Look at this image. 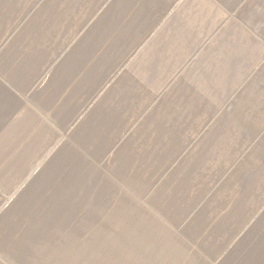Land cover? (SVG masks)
I'll use <instances>...</instances> for the list:
<instances>
[{
  "label": "crops",
  "instance_id": "crops-1",
  "mask_svg": "<svg viewBox=\"0 0 264 264\" xmlns=\"http://www.w3.org/2000/svg\"><path fill=\"white\" fill-rule=\"evenodd\" d=\"M0 264H264V0H0Z\"/></svg>",
  "mask_w": 264,
  "mask_h": 264
}]
</instances>
